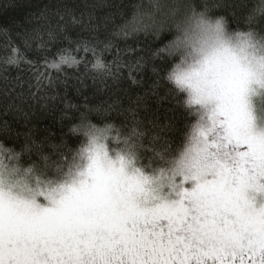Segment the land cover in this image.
I'll use <instances>...</instances> for the list:
<instances>
[{"label":"trees","instance_id":"trees-1","mask_svg":"<svg viewBox=\"0 0 264 264\" xmlns=\"http://www.w3.org/2000/svg\"><path fill=\"white\" fill-rule=\"evenodd\" d=\"M261 6L264 0H0V161L34 167L49 190L78 184L91 143L76 132L91 121L114 125L104 145L117 164L131 162L127 171L154 182L171 175L208 125V110L186 107L165 80L175 16L202 9L226 16L232 30L264 32V15L253 17Z\"/></svg>","mask_w":264,"mask_h":264},{"label":"snow or ice","instance_id":"snow-or-ice-1","mask_svg":"<svg viewBox=\"0 0 264 264\" xmlns=\"http://www.w3.org/2000/svg\"><path fill=\"white\" fill-rule=\"evenodd\" d=\"M254 82L234 64L209 126L155 182L139 169L130 174V161L113 162L95 139L83 179L66 188L38 179L34 187L26 179L34 167L0 161V264H264V132L249 106Z\"/></svg>","mask_w":264,"mask_h":264},{"label":"clouds","instance_id":"clouds-1","mask_svg":"<svg viewBox=\"0 0 264 264\" xmlns=\"http://www.w3.org/2000/svg\"><path fill=\"white\" fill-rule=\"evenodd\" d=\"M170 32L173 36L166 41V50L173 63L165 80L184 94L186 107L213 109L236 63L251 70L260 82L252 84L249 95L264 96V32L253 28L232 30L226 16H213L202 9L177 14ZM113 127L90 121L76 133L87 136L90 143L95 139L104 144ZM26 179L35 187V173Z\"/></svg>","mask_w":264,"mask_h":264},{"label":"rangeland","instance_id":"rangeland-1","mask_svg":"<svg viewBox=\"0 0 264 264\" xmlns=\"http://www.w3.org/2000/svg\"><path fill=\"white\" fill-rule=\"evenodd\" d=\"M248 100H249L250 110L254 118V128L258 132H264V96L249 95ZM205 109L208 110V113H207V117H208L207 127H208L210 124V114H211L212 108L208 107ZM108 156L113 162H115L109 154ZM129 173L132 174L134 172H129ZM191 184L193 187L195 184V181H192ZM170 192H171V189L167 185H164L161 187V191H160L161 195L168 196Z\"/></svg>","mask_w":264,"mask_h":264}]
</instances>
